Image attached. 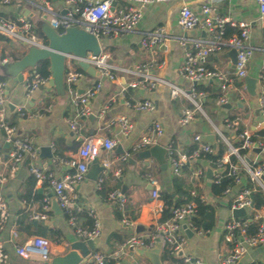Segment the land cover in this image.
<instances>
[{"label": "crops", "instance_id": "obj_1", "mask_svg": "<svg viewBox=\"0 0 264 264\" xmlns=\"http://www.w3.org/2000/svg\"><path fill=\"white\" fill-rule=\"evenodd\" d=\"M206 4H209V0H171L147 6L136 31L101 38L102 53L110 55L108 63L114 67L115 79L88 77L84 73L77 85L65 84L63 95L57 93L55 89L41 90L39 87L30 97H27V79L34 71H26L24 81L20 83L6 74V66L8 63L21 59L29 47L0 33V77H7V80L3 82L7 102L5 119L10 123L16 122L17 134L22 138H31L38 150L36 157L30 159L29 168L31 165H36L62 178L74 171L68 165L69 161L74 158L84 161L89 153L94 154L100 164L104 159L111 162L110 168L100 173L97 181L87 178L92 169L89 165L84 181L76 188L79 205L85 211L94 210L100 221L101 236L96 245V252L112 258L119 252L120 246L131 237L149 238L153 235L151 234L152 227L159 225L162 214L157 211L158 202L151 197L148 175L154 176L159 181L161 193L167 192L177 197L178 189L187 193L195 191L203 197L207 204L215 208L214 228L206 235L193 234V237L188 238L184 249L186 256L199 260L201 264H220V261L231 251L232 247L224 241L223 231L226 223L233 218L229 202L236 195L239 187H233L232 191L224 194L223 197H215L212 193V184L221 172L212 168L208 162L191 163L183 169L179 177H175L168 164L167 169L163 170L154 158L139 160L137 155L141 151L133 152V148L149 134L154 121H159L164 129L163 135L158 140L159 145L168 147L173 143L180 152H189L196 135L202 136L203 140L208 135H214L215 145L221 141L226 147V154H229L231 147L235 148L240 143V139L237 130L225 128L224 121L227 118L239 120L251 132L259 129L261 114L258 107L260 93L258 78L264 71V22L260 19L258 5L253 0L213 4L214 14L227 18L232 23L227 25V29H237L234 25L241 22L249 24L251 28L249 44L254 48V55L248 64L247 77L257 79L256 88L253 90L254 95H251L244 79L236 80L238 91L231 98L230 109L222 108L217 104V100L209 99L214 93L212 90L216 95L220 94L217 82L209 80L199 84L208 89L204 92L206 95L202 101V105L206 101L205 107H202L205 117L197 113L193 123L186 127L180 126L178 119L182 111L193 107L186 97L172 98L168 86H158L154 91L142 88L132 89L130 84L135 77L123 72L135 65L156 62L160 65L153 68L156 76L187 92L196 87L180 74L184 49L180 46L179 39L194 40L205 38L206 35L199 30L184 31L179 26L178 19L183 6H188L194 12L201 14V9ZM115 5L127 8L131 5V0H119ZM69 9L61 0H46L45 2L10 0V3L6 5L0 3V16L13 21L25 19L33 25L34 29L43 23L50 24L52 18L66 15ZM63 11L67 12L62 14ZM156 28L165 29L171 38L153 51H148L141 44L142 36ZM189 47H191L190 42ZM230 52L231 49L226 48L210 56L206 62L207 68L227 73L234 79L235 67L231 61ZM98 82L102 83V89L91 101V115L96 116L93 122L89 116H80V108L76 107L72 100L75 92L82 95ZM32 99H35V102H32ZM146 100L153 101L155 105L153 111L138 112L128 106L129 103ZM9 105H12L13 109ZM102 111L104 114L101 118ZM121 116L128 117L134 125L129 137H124L119 129L117 119ZM72 122L78 123V131L71 129L70 123ZM103 137L118 140L125 155L129 154L128 159L124 161L122 159L124 155L116 153L117 148L107 152L100 147L98 142ZM88 141H91V147L87 149ZM5 143L7 142L4 137H0V158L3 163V168H0L4 173L9 174L7 182L0 186V193L6 201L9 219L0 231V241L9 255L10 264H42L37 259L25 260L15 252L17 244H24L33 237L45 239L51 245L52 258L67 255L71 251V244L78 240L75 230L69 225L63 212L58 213L53 209L56 199L48 185L37 183L30 174L29 168L27 175L19 178V172L29 157L24 159L17 173L10 177L11 147L5 148ZM45 147H52V158L43 156L44 153L41 150ZM258 159L264 162V152L258 155ZM197 168H201L204 172V175L198 179L193 176ZM208 169L216 173L213 179L207 177ZM101 177L104 178V183L99 189L98 181ZM243 181L245 180L242 179L241 183ZM114 190H120L127 197L124 214L115 202L109 200V194ZM45 197L51 199L48 219L39 222L37 227L33 225V228H46L48 235L41 237L25 234L23 231L25 224L31 223L32 214L42 211ZM124 220L131 225L124 223ZM86 223V218L81 216L78 224L88 229ZM137 225H143L146 232L136 235ZM15 229L19 232L13 238L12 231ZM115 235L123 240V243L115 239ZM156 248H160V245L158 244ZM119 261L121 264H152L147 257L130 252L129 249L120 256ZM255 263L264 264V245L250 249L236 264Z\"/></svg>", "mask_w": 264, "mask_h": 264}, {"label": "built area", "instance_id": "obj_2", "mask_svg": "<svg viewBox=\"0 0 264 264\" xmlns=\"http://www.w3.org/2000/svg\"><path fill=\"white\" fill-rule=\"evenodd\" d=\"M45 2L46 0H38ZM70 9L66 15L52 18L50 25L56 29L61 35L71 27H78L84 29L88 33L97 37L100 41L103 37L110 35L119 36L124 33L134 32L140 25L144 9L153 4L164 3L171 0H131V5L127 8L116 6L119 0H61ZM236 0H209L201 9V14L194 12L190 7L183 6L180 10L178 24L184 31L199 30L203 32L206 37L194 40L187 38H180L179 44L184 49L183 63L180 67V74L192 82L195 86L205 83L209 80L216 81L219 87L220 94L217 98L218 105L230 104L233 94L238 91L236 80H243L248 75V64L253 58L254 48L250 46L249 40L251 37L250 25L244 22L234 25L240 31L239 34L225 38L227 25H231L229 19L222 18L214 14L213 4L221 2H229ZM259 7L260 19L264 22V0H253ZM1 4H9L10 0H0ZM76 15V17H74ZM33 25L25 20L19 19L13 21L0 16V33L5 36L30 46L45 47L42 39L37 37L32 32ZM171 37L163 28H156L142 36L141 44L148 50L153 51L158 46L164 44ZM189 42L191 47H189ZM236 49L237 63L235 66V78L233 79L227 73L207 68L206 62L210 56L222 52L224 49ZM264 49V43H263ZM110 55L101 53L99 56L88 52L85 58H80L75 55H66V75L65 84L69 86L77 85L84 76V72L78 68L80 62H85L93 66L101 77L114 80V67L108 63ZM160 65L156 62L148 64L135 65L131 69L123 70L135 77V80L130 84L132 89H144L147 91H154L158 86H168L170 88L171 97L176 99L179 97H186L192 104V108H187L182 111L178 123L180 126H188L196 120V114L200 113L205 117L202 101L205 93L198 91L196 87L187 92L180 87L168 83L164 79L156 76L153 73L154 67ZM48 80L42 79L37 72H34L30 78L27 79V97H30L41 85H44ZM258 82L260 85V93L258 97V107L261 114V122L259 128L264 124V71L260 73ZM102 89V83L98 82L94 86L85 91L84 94L78 95L74 93L72 100L76 107L80 108V116L88 117L92 114L91 101L98 95ZM76 91V90H75ZM6 96L5 84L0 82V130H3L4 139L11 145L10 152V177L14 176L19 170L24 159L29 157L33 159L36 157L38 150L31 138H22L17 134L16 127H10L5 119L6 114ZM128 106L138 112H151L155 109L153 101L146 100L144 102L129 103ZM104 111L101 112L102 118ZM121 127V134L124 137H129L134 129L133 123L126 116H121L117 119ZM73 131H78V123H70ZM224 126L227 130L239 131V139L241 145L239 147H231L230 153L224 155L220 160L218 167L230 164L229 175L234 178V185L229 187L224 194H229L234 186H241V178L237 175L239 168H243L249 175L251 182L256 188H261L264 191V162L259 163L258 155L255 150L264 152V137L253 140V133L245 128L237 119H225ZM164 129L159 121L152 123L149 134L141 139L133 148V152L143 151L155 145H158L159 138L163 135ZM222 136V135H221ZM223 137V136H222ZM91 141L86 143V148H90ZM98 145L107 152L113 151L118 147L119 141L109 137H103L99 140ZM193 146L195 148L191 152H180L172 143L165 147L166 160L172 174L179 177L183 169L191 164L201 160L205 154L215 152L214 147L203 140L202 136L196 135L193 139ZM240 150L249 151L248 154L241 156ZM230 155L238 157L240 167H235L230 163ZM129 154L123 156L126 161ZM95 159L94 154L89 153L84 161L77 158L68 162V165L73 168L72 173L64 175L62 178L56 177L53 173L42 169L36 165H31L29 168L30 174L35 178L39 184L48 185L58 203L61 211L65 214L67 221L75 230L78 240L87 242L89 240L97 239L101 236V225L96 212L92 209L85 211L78 203L76 196V188L81 184L88 172L89 165ZM257 163V165H255ZM259 163V164H258ZM101 165L105 170L110 168L111 162L104 159ZM3 166L0 158V167ZM0 168V169H1ZM218 170V169H216ZM204 175L201 168H197L193 172L194 178H200ZM9 174L0 170V186L7 182ZM148 183L151 186V197L158 202L157 211L162 214L164 203L161 199L159 181L152 175L147 176ZM104 178L101 177L98 181L99 189L102 188ZM250 188H239L236 195L229 202V209L232 212L236 209H245L247 216L245 218L229 220L223 231L224 241L232 248L230 253L220 261V264H236L238 263L250 249L264 245V209L254 211L252 193L254 191ZM193 197L187 203L172 208V216L167 221L159 224L156 227V233L149 238L133 236L120 246V250L114 257H109L100 252H93L91 258L95 264H109L114 260V264H121L119 258L131 246L139 249L152 250L159 244L160 249L169 248L170 251L178 256L179 252H183L184 263L186 264H201L199 260H193L186 256L184 249L188 243V237L185 233L184 225L194 234L199 236L207 233L197 230L192 223L193 217L197 214V203L194 198L198 196L195 191H192ZM202 200L203 197L201 196ZM109 200L116 203L118 209L124 214L127 203L126 195L120 190H114L109 194ZM51 209V199L45 197L43 200L42 211L40 213L32 214L30 222H43L48 219V211ZM86 212L89 218L93 220L91 229H84L78 224V216ZM253 213V218L249 219L250 214ZM9 219L8 208L5 199L0 193V231ZM254 221L258 223L257 230L254 233L250 232V223ZM127 225H131L126 220L123 221ZM13 238L17 236L16 229L12 231ZM157 238L160 239L157 242ZM15 252L18 256L25 260L37 259L42 263L50 262L52 260L51 245L45 239L33 237L24 244H17ZM0 264H10V258L7 254L3 243L0 241ZM263 264V263H255Z\"/></svg>", "mask_w": 264, "mask_h": 264}, {"label": "water", "instance_id": "obj_3", "mask_svg": "<svg viewBox=\"0 0 264 264\" xmlns=\"http://www.w3.org/2000/svg\"><path fill=\"white\" fill-rule=\"evenodd\" d=\"M67 11H63L62 14H65ZM76 17V15H74ZM42 30V33L47 40V45L45 47H36L30 46L25 52L21 59L7 64L6 74L11 76L15 81L23 83L24 73L26 71L37 72V66L39 63L48 61L50 64L49 71L51 77L49 80L40 86V89H55L57 93L63 95L65 93V75H66V55L72 54L80 58H85L88 52H91L95 56H99L102 53V42L95 37L94 35L88 33L84 29L78 27L69 28L65 34H60L56 29H54L50 24L43 23L39 26ZM237 50L231 49V61L233 66H236L237 63ZM80 69L87 74L89 77H101L100 73L90 64L85 62L79 63ZM245 84L247 85V90L251 95H254V91L257 84V79L246 77L244 79ZM196 85V84H195ZM32 102H35V99H32ZM13 109L12 105H9ZM222 108L230 109L231 105H223ZM91 121H95L96 116L93 114L89 116ZM121 129V127H119ZM5 133L3 130H0V137H4ZM213 147H215V136L208 135L205 139ZM83 142V140H82ZM5 148H10L9 143L4 144ZM43 156L46 158H52V147L42 148ZM118 155H125V151L121 145H118L117 152ZM166 149L161 145H155L149 149L143 150L138 153L137 158L139 160H150L154 158L161 165L163 170L167 169V160H166ZM255 153L260 154L261 150H255ZM131 162V161H130ZM134 163V161H132ZM198 164H201V161H197ZM30 165V158H27L26 162L22 166V169L19 172V178H23L27 175L28 168ZM92 167L88 179L97 181L99 174L105 171V168L100 164L98 159H94L90 165ZM238 163V167H240ZM221 172V170H220ZM209 179H213L215 172L211 169L207 170L206 173ZM264 179V178H263ZM253 207V205H252ZM53 209L58 213H61V209L58 203L55 201L53 203ZM232 216L235 219L245 218L247 216V211L245 209H236L232 211ZM38 222H33L35 227L38 226ZM185 233L188 238L193 237V232L187 229V226L184 225ZM146 232V228L143 225H137L135 233L140 235ZM160 239L157 238V242ZM99 243V238L94 240H89L87 242L77 240L71 244V251L60 257H54L50 262H45L42 264H84L87 262L92 263L93 259L91 254L96 252V245ZM129 251L133 253H138L139 255L147 257L152 264H163L161 261V249L154 248L152 250H144L136 248L135 246L129 247ZM183 252L178 253V257H182Z\"/></svg>", "mask_w": 264, "mask_h": 264}, {"label": "trees", "instance_id": "obj_4", "mask_svg": "<svg viewBox=\"0 0 264 264\" xmlns=\"http://www.w3.org/2000/svg\"><path fill=\"white\" fill-rule=\"evenodd\" d=\"M32 32L37 37L42 39L45 45L48 44L47 40L45 39L42 33V30L39 27L32 29ZM239 33L240 31L238 29L228 28L225 34V38L229 39L230 37L237 35ZM49 68H50V64L48 61L39 63L37 66L38 75L42 79L49 80V78L51 77ZM78 69L82 71L80 68ZM6 80H7V77L5 76L0 77V82L3 83ZM196 89L202 92L208 91L207 88L201 85H197ZM212 92L214 93L210 95L209 99L211 98L212 100H217L219 95H216L214 90H212ZM205 105H206V101L203 103L202 107L204 108ZM6 122L10 127H15L16 125V122H11V123L8 121ZM252 133H253L254 141L257 139L263 138L264 137V127L261 126L257 131L252 132ZM240 145H241V142L238 143L236 147H239ZM194 148L195 146L190 147L189 152L193 151ZM214 149H215L214 153L203 155L201 157V160L204 162H208L212 168L221 170L219 177L212 184V193L215 197H223L225 191L229 187H232L234 185V178L229 175L230 164L223 165L222 168L218 167L220 160L224 157L227 151L225 145L221 141H218ZM248 153L249 151L247 150L239 151V154L241 156L246 155ZM229 159L232 165H234L235 167L238 166V157L236 155H230ZM259 163H262V162H259ZM255 165H257V163ZM237 175L241 178V180L242 179L245 180L241 183V186L239 188L245 187V188H250L254 190V185L251 182L249 175L246 173V171L242 167L239 168ZM176 194H177V197H173V194H170L167 192L161 193V199L164 203V209H163L159 224L171 218L172 208L180 206L193 199L190 193H187L186 191H180V189L176 191ZM194 201L197 203V214L193 217L192 223L194 227H196L197 230H201L205 233H209L215 226V208L214 206L207 204L206 201L202 200L201 195L199 194L196 198H194ZM252 201H253L254 211L264 209V191L261 188H256V190L253 191ZM81 216L86 218L87 228L91 229L93 226V220L88 217L86 212L84 214L83 213L80 214L78 216V220ZM250 218H253V213L250 214L249 219ZM257 227H258V223L251 221L250 232L254 233L257 230ZM23 231L27 235H36V236H41V237H45L46 235H48V230L46 228L39 227L38 229H34L32 223H26L25 227L23 228ZM18 232L19 231H17V233ZM155 233H156V227L153 226L151 230V234H155ZM114 238L118 239L121 243H123V240H121L117 235H115ZM161 261L163 264H186L184 263L183 258L178 257L177 255H174L170 251L169 248H163L161 250ZM114 263H115L114 260H111L109 262V264H114Z\"/></svg>", "mask_w": 264, "mask_h": 264}]
</instances>
